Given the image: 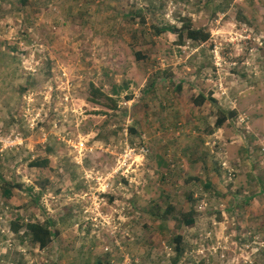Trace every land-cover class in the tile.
<instances>
[{
	"label": "rangeland",
	"instance_id": "1",
	"mask_svg": "<svg viewBox=\"0 0 264 264\" xmlns=\"http://www.w3.org/2000/svg\"><path fill=\"white\" fill-rule=\"evenodd\" d=\"M24 1L0 0V264H264V0ZM183 22L209 39L152 28ZM47 219L44 248L13 231Z\"/></svg>",
	"mask_w": 264,
	"mask_h": 264
},
{
	"label": "trees",
	"instance_id": "2",
	"mask_svg": "<svg viewBox=\"0 0 264 264\" xmlns=\"http://www.w3.org/2000/svg\"><path fill=\"white\" fill-rule=\"evenodd\" d=\"M20 3L24 4L25 1L20 0ZM137 13L141 14L140 10L137 11ZM152 28H153L154 33L157 35L163 32H166V31H171L177 36V42H178L177 44H182L186 39L197 41V42L198 41L205 42L209 39V36H210V33L208 31L204 30L203 28H192L188 22H183L179 27L171 26V25L158 26L157 24H152ZM211 46H212V43H211ZM135 56L136 58L139 59L141 57L140 52L136 51ZM88 88L89 90L86 96L87 101L98 104V105H104V106L106 105L112 109L115 108V105H116L115 100L111 99L109 95L103 93V91H101V89H99L98 87H95L93 83H89ZM112 92L113 94H117L118 91L116 89H113ZM103 97H105L108 100L106 104L102 100ZM208 98H209V95L206 97L203 93H198L193 98V104H195L196 106H200L203 103H205ZM228 114H232V113L229 112ZM225 120H226L225 112L222 110H219L218 116L216 117V120H215V126L220 127L224 123ZM132 128L133 127L131 126L130 130H132ZM47 164H48V158L33 159L32 161H30V166H34L38 168H45ZM48 182H49L48 179L40 180L37 183V187L39 188L40 192L36 194L33 193V190H34L33 185L27 187L26 189L27 194L32 195L31 200L33 202L38 201L39 196L45 187V184ZM4 184H6L7 186L3 188V193L5 195H10V190L15 186V184L11 183L10 181H5V180H4ZM206 184H207L206 187H208L209 184L208 183ZM164 211H165V217L169 215L170 218H174L178 214L177 219L180 221L179 224H182L184 226L183 229L179 231L177 235H175V237L173 238L174 251L176 252V258L174 259V263H177V261L180 259L183 253V248L180 244V241L182 240L181 238L183 234L182 232L184 231L185 226H189L194 223V216L191 210L184 212L180 210V208L176 204L175 205L168 204L165 207ZM22 226L24 227V232H23L24 237L25 238L27 237L28 241L37 244L40 248L46 247L53 240V237L58 232L56 230L54 222L49 219L43 222H38V221L28 222V223H25L24 225L20 223H13V231L19 232Z\"/></svg>",
	"mask_w": 264,
	"mask_h": 264
},
{
	"label": "built area",
	"instance_id": "3",
	"mask_svg": "<svg viewBox=\"0 0 264 264\" xmlns=\"http://www.w3.org/2000/svg\"><path fill=\"white\" fill-rule=\"evenodd\" d=\"M145 153V150H144V148H141V150H140V153H135V151H134V148H129V147H127L126 149H125V151H124V157H125V160L126 159H130L131 157L133 158V160L132 161H135L136 160V157H142L143 156V154ZM135 156V157H134ZM124 160V161H125ZM123 165H125L124 163H123ZM222 165L223 166H225V164L224 163H222ZM227 176L229 177V176H232V174H231V172L230 171H228V174H227ZM247 249V248H249V246L248 245H243V246H241V249ZM252 249V248H251Z\"/></svg>",
	"mask_w": 264,
	"mask_h": 264
},
{
	"label": "crops",
	"instance_id": "4",
	"mask_svg": "<svg viewBox=\"0 0 264 264\" xmlns=\"http://www.w3.org/2000/svg\"><path fill=\"white\" fill-rule=\"evenodd\" d=\"M206 183H208L209 184V182H207V181H205L204 182V187H206ZM210 185V184H209ZM252 198V197H251ZM221 207H220V213H219V215H223V214H225V213H227L228 212V210L225 208L224 209V212H223V210H222V205H220ZM232 211L231 213L232 214H234L235 216L237 215V214H239V212H237V210H236V207H234V205H230L229 206V211ZM221 223V222H220ZM240 222H233V226L236 224L237 226H238V224H239ZM235 225V227H234V229L235 230H240V228H238L237 226ZM253 226V225H252ZM240 227H243L244 229H247V227H249L251 230V232H252V229H254V228H252L249 224H247V223H245L244 225H241ZM240 233V232H239ZM252 250V249H251ZM254 250H256V249H254Z\"/></svg>",
	"mask_w": 264,
	"mask_h": 264
}]
</instances>
